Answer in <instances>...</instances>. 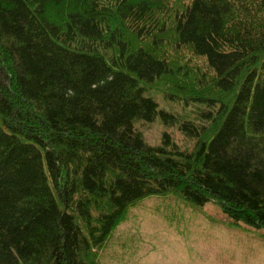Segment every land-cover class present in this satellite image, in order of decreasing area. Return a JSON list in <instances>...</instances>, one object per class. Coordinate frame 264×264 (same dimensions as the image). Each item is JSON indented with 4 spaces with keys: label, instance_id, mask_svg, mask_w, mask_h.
<instances>
[{
    "label": "trees",
    "instance_id": "obj_1",
    "mask_svg": "<svg viewBox=\"0 0 264 264\" xmlns=\"http://www.w3.org/2000/svg\"><path fill=\"white\" fill-rule=\"evenodd\" d=\"M170 194L264 233V0H0V264H95Z\"/></svg>",
    "mask_w": 264,
    "mask_h": 264
},
{
    "label": "rangeland",
    "instance_id": "obj_2",
    "mask_svg": "<svg viewBox=\"0 0 264 264\" xmlns=\"http://www.w3.org/2000/svg\"><path fill=\"white\" fill-rule=\"evenodd\" d=\"M162 131L158 121L151 124L146 142L157 144ZM229 221L213 203L195 207L174 195L148 197L126 210L95 251V264H264L263 231Z\"/></svg>",
    "mask_w": 264,
    "mask_h": 264
}]
</instances>
